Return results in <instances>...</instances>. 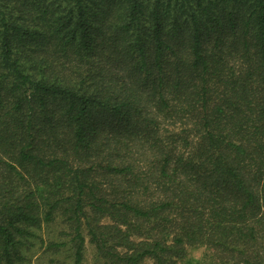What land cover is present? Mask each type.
<instances>
[{"label":"trees","instance_id":"16d2710c","mask_svg":"<svg viewBox=\"0 0 264 264\" xmlns=\"http://www.w3.org/2000/svg\"><path fill=\"white\" fill-rule=\"evenodd\" d=\"M55 225L70 264H264V0H0V264Z\"/></svg>","mask_w":264,"mask_h":264},{"label":"rangeland","instance_id":"374dc122","mask_svg":"<svg viewBox=\"0 0 264 264\" xmlns=\"http://www.w3.org/2000/svg\"><path fill=\"white\" fill-rule=\"evenodd\" d=\"M47 228L41 232L40 237L44 240V244L41 245L39 239L34 242H37L36 246L31 247V252H29V257L27 264H56L55 262L61 261L62 264H70L71 258L66 247H62L59 253L53 252V250L47 249L48 242L51 240H57L58 234L60 232V227L55 225V227ZM66 238H62L61 241H66ZM33 242V243H34ZM204 249H191L189 250L188 260L189 264H205L204 262ZM54 260V262H53ZM84 264H104V262L98 260L95 257L94 247L90 244H87L85 252ZM142 264H154L152 260H145Z\"/></svg>","mask_w":264,"mask_h":264}]
</instances>
